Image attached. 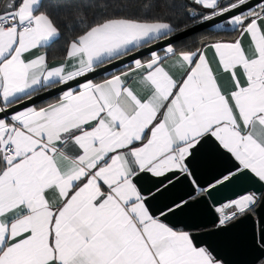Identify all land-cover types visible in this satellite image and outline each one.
Masks as SVG:
<instances>
[{
    "label": "snow or ice",
    "instance_id": "snow-or-ice-1",
    "mask_svg": "<svg viewBox=\"0 0 264 264\" xmlns=\"http://www.w3.org/2000/svg\"><path fill=\"white\" fill-rule=\"evenodd\" d=\"M192 4L208 10L196 24L224 18L232 38L178 50L187 25L113 0L0 6V264H226L182 218L211 199L227 229L264 208V0ZM202 153L228 161L206 185ZM182 180L186 195L151 203ZM257 247L264 264V229Z\"/></svg>",
    "mask_w": 264,
    "mask_h": 264
},
{
    "label": "water",
    "instance_id": "water-1",
    "mask_svg": "<svg viewBox=\"0 0 264 264\" xmlns=\"http://www.w3.org/2000/svg\"><path fill=\"white\" fill-rule=\"evenodd\" d=\"M4 2L5 0L1 2L0 6H2ZM228 2L229 0H223L222 4L226 5ZM252 2L255 3L257 0H252ZM193 8L194 7H190L186 10V13L190 18L200 17V13L204 12L203 10L194 8L196 15L193 17L191 15ZM222 21H224V18H216L213 21L203 24L195 23L193 24L195 26H189L188 31L183 33L178 39H175L174 42L205 28L212 27ZM155 50L158 51L160 48L156 47ZM146 55H148L147 49L143 51V55L137 54V58H142ZM130 62L131 58H127L123 63H118L115 68L109 66L108 72L123 66L124 63ZM105 73L107 72L100 70L94 74L92 78L95 79ZM57 94V91L45 93L41 97H38L35 100V103L39 104ZM202 161L203 162L201 163L197 173V179L202 185H206L209 181L213 180L214 177L219 175V173L224 171L228 166V161L223 158L209 156L207 153H202ZM150 187H152V185L149 182L146 184V188ZM256 187L259 188L261 186L257 185ZM246 188L247 186L243 184L232 185L214 192L213 196L215 200L227 201L229 199L236 198L238 195L244 194ZM187 190L188 182L182 180L175 188L170 189V191L165 194V197L160 200L151 201V203L159 206L162 200H166L168 198L178 199L180 196L186 195ZM211 203L212 200L210 199L207 204L200 203L196 205L192 212L182 219L186 223L194 222L199 226L200 239L210 243L216 249L219 256L223 258L226 264H254L256 257L260 254L257 244L259 242L261 231L264 229V208H257L252 214L240 219L233 225H230L227 229H215L212 226L213 220L215 219V213L211 207H209Z\"/></svg>",
    "mask_w": 264,
    "mask_h": 264
},
{
    "label": "trees",
    "instance_id": "trees-1",
    "mask_svg": "<svg viewBox=\"0 0 264 264\" xmlns=\"http://www.w3.org/2000/svg\"><path fill=\"white\" fill-rule=\"evenodd\" d=\"M3 0H0V4ZM223 1V0H222ZM222 1H220L222 3ZM95 3H103L104 0H94ZM114 3H122L128 5L129 12H135L137 15L142 18H163L168 21H171L174 25H179L181 29L187 25L188 27L195 24L197 20L201 17L190 18L186 10L190 7H194L191 1L189 0H156V5L153 7V0H113ZM149 5L148 9H144L143 5ZM194 8L203 10L199 6H195ZM108 12H112L113 9L110 7L107 9ZM204 14H208V10H203ZM101 14V9L98 7H93L90 9L89 19H92L96 15ZM232 35L229 32L228 27L225 28H217L216 25L212 27L205 28L200 30L194 34H191L185 38H182L176 42H174V46L178 50H195L196 48L201 46V42H213L215 40H227L231 39ZM160 51V50H158ZM64 55L63 41L59 42L54 46L53 49L49 50V56L56 57L57 59L62 58ZM148 55L142 57L141 59H146ZM121 67H118L112 71H118ZM111 72V71H110ZM107 73L95 78L99 80L103 78ZM58 95V94H57ZM54 97L50 98H56ZM48 99V100H50ZM45 100L37 105H41L45 103Z\"/></svg>",
    "mask_w": 264,
    "mask_h": 264
},
{
    "label": "crops",
    "instance_id": "crops-1",
    "mask_svg": "<svg viewBox=\"0 0 264 264\" xmlns=\"http://www.w3.org/2000/svg\"><path fill=\"white\" fill-rule=\"evenodd\" d=\"M189 1L192 2V0H189ZM220 1H222V0H220ZM209 43H211V42H209ZM209 55H211V49H209ZM61 59H62V58H60V59H56V62H59ZM54 99H55V98L50 99V100L46 101L45 103H43V104H41V105H38V106H43L44 104H46V103H48V102H51V101L54 100ZM216 201L219 202V203H223V202H225L224 200H216Z\"/></svg>",
    "mask_w": 264,
    "mask_h": 264
},
{
    "label": "rangeland",
    "instance_id": "rangeland-1",
    "mask_svg": "<svg viewBox=\"0 0 264 264\" xmlns=\"http://www.w3.org/2000/svg\"><path fill=\"white\" fill-rule=\"evenodd\" d=\"M218 24H222V25H224L223 27H221V28H225V27H228L227 26V24H226V22H225V20L224 21H222V22H220V23H218ZM217 25V24H216Z\"/></svg>",
    "mask_w": 264,
    "mask_h": 264
}]
</instances>
